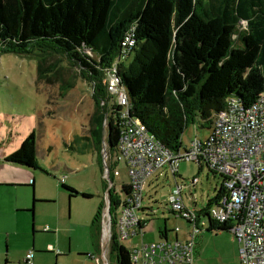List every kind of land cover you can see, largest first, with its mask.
Segmentation results:
<instances>
[{
    "label": "rangeland",
    "instance_id": "rangeland-1",
    "mask_svg": "<svg viewBox=\"0 0 264 264\" xmlns=\"http://www.w3.org/2000/svg\"><path fill=\"white\" fill-rule=\"evenodd\" d=\"M220 23L218 18L203 21L192 15L174 31L170 56L186 80L201 77L206 51L214 42ZM50 53L42 61L45 67L56 68L51 80L43 79L39 84V55L28 58L0 54V264L4 259L7 264H20L28 251L33 252V264H98L90 255L99 256L103 222H107L104 210L108 181L104 177L103 149L107 148L105 126L109 110L94 121L96 104L87 73L64 56ZM117 57L111 65L119 64ZM128 57L131 58L127 55L126 60ZM67 82L71 87L65 89L62 86ZM111 101L104 104L110 107ZM32 129L36 130L38 168L5 162L4 158L19 147ZM208 133V128L189 122L181 135L182 147ZM105 154L107 162L106 150ZM176 165V177L162 168L145 185V209L137 213L146 225L142 237H133L134 242L156 241L164 228L170 237L175 230L180 238L185 237L187 223L170 210L168 200L175 178L183 185L182 198L188 208H204L222 184V177L204 164L201 169L189 160H180ZM114 169L117 174L111 179L112 194L121 199L120 187L127 182L126 168L117 162ZM194 177L197 181L192 184ZM62 182L79 194L69 196ZM101 202L104 205L99 239L98 230L91 225ZM195 241L198 248L193 264H241L236 242L228 230L201 228ZM108 260L109 264H116L109 254Z\"/></svg>",
    "mask_w": 264,
    "mask_h": 264
},
{
    "label": "trees",
    "instance_id": "trees-1",
    "mask_svg": "<svg viewBox=\"0 0 264 264\" xmlns=\"http://www.w3.org/2000/svg\"><path fill=\"white\" fill-rule=\"evenodd\" d=\"M192 15L221 22L198 80H186L170 56L174 31ZM129 28L133 29L135 46L127 52L129 61L121 60L117 65L119 82L130 101L129 116L138 119L171 151L182 147L181 135L189 122L210 129L214 116L229 103L249 107L264 90V0H0V54L39 55L36 84L51 80L56 67H45L42 61L50 52L64 56L87 73L96 104L92 119L99 121L109 110L105 150L110 180L120 132L119 106L113 100L110 107L104 104L111 98L103 76L120 53V41ZM62 87L69 88L71 83ZM36 153V130L32 129L4 161L36 169ZM196 164L201 169L204 163ZM61 186L69 196L79 194L64 182ZM219 191L221 188L200 209L204 216ZM120 192H127L125 184ZM108 198L112 231L109 255L116 264H129L128 250L114 235L120 199L112 194V185ZM103 205L101 202L91 225L98 230L99 239ZM206 230L230 232V225L207 219ZM166 231L164 228L160 236Z\"/></svg>",
    "mask_w": 264,
    "mask_h": 264
},
{
    "label": "built area",
    "instance_id": "built-area-1",
    "mask_svg": "<svg viewBox=\"0 0 264 264\" xmlns=\"http://www.w3.org/2000/svg\"><path fill=\"white\" fill-rule=\"evenodd\" d=\"M134 46L133 29L129 28L120 41L117 61L125 60ZM111 64L105 69L104 84L109 97L119 106L120 122L113 161L123 163L127 175L124 183L127 192H121L114 235L128 250L129 264H192L195 237L201 228L207 227V219L230 225L241 264H264V90L249 107L230 101L214 116L204 138L195 137L187 146L171 151L138 119L129 116L130 101L119 82L118 62ZM103 155L106 158L105 149ZM180 160L204 163L222 177L221 191L205 210L207 217L200 209L186 207L183 185L175 178L168 200L170 210L187 223L185 237L134 242L133 237L146 225V220L137 213L145 209L142 201L146 183L162 168L170 170L175 177ZM112 174H117L116 169ZM196 181L194 177L192 184ZM111 236V230L108 233L103 230L99 256L90 255L98 264H109ZM32 258L33 252L28 251L20 264H33Z\"/></svg>",
    "mask_w": 264,
    "mask_h": 264
},
{
    "label": "water",
    "instance_id": "water-1",
    "mask_svg": "<svg viewBox=\"0 0 264 264\" xmlns=\"http://www.w3.org/2000/svg\"><path fill=\"white\" fill-rule=\"evenodd\" d=\"M103 164H104V177L108 181L107 189H109L111 187V185H112V182L108 178V172L109 171H108V168L106 166V162H105L104 155H103ZM104 215H106V217H107V222L106 223L103 222V224H104V230H106L107 233H108L110 231V224H111L110 201H109L108 197H106V207H105V210H104Z\"/></svg>",
    "mask_w": 264,
    "mask_h": 264
},
{
    "label": "crops",
    "instance_id": "crops-1",
    "mask_svg": "<svg viewBox=\"0 0 264 264\" xmlns=\"http://www.w3.org/2000/svg\"><path fill=\"white\" fill-rule=\"evenodd\" d=\"M13 166V165H12ZM155 178H157V177H155ZM147 184V183H146ZM143 229V228H142ZM142 229H141V232H140V234L138 235L139 237H142V235H143V231H142ZM232 234V233H231ZM179 237L178 236V233H176V232H174V236H169V233H168V230L163 234V235H159V238H158V240L159 239H161V238H165V237H167V238H173V237ZM184 236H185V234H184ZM183 236V237H184ZM233 236V235H232ZM180 238V237H179ZM197 245V246H196ZM196 245H195V249H194V260H193V263H194V261H196L195 260V256H196V254H197V252H196V249L198 248V244L196 243ZM237 245V244H236ZM238 256V255H237ZM33 258H34V255H33ZM33 258H32V261H33ZM54 259L56 260V258L54 257ZM238 260H239V258H238ZM192 263V264H193ZM3 264H7V260L6 259H4V262H3Z\"/></svg>",
    "mask_w": 264,
    "mask_h": 264
}]
</instances>
